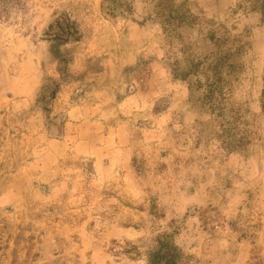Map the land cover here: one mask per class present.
<instances>
[{"label":"rangeland","instance_id":"1","mask_svg":"<svg viewBox=\"0 0 264 264\" xmlns=\"http://www.w3.org/2000/svg\"><path fill=\"white\" fill-rule=\"evenodd\" d=\"M263 92L264 0H0V264H264Z\"/></svg>","mask_w":264,"mask_h":264},{"label":"trees","instance_id":"2","mask_svg":"<svg viewBox=\"0 0 264 264\" xmlns=\"http://www.w3.org/2000/svg\"><path fill=\"white\" fill-rule=\"evenodd\" d=\"M59 28H61L59 26ZM59 36V35H56ZM65 40H70L73 36H63ZM264 94V92H263ZM182 257L180 249L171 241H160L158 250L151 257L150 264H178Z\"/></svg>","mask_w":264,"mask_h":264}]
</instances>
